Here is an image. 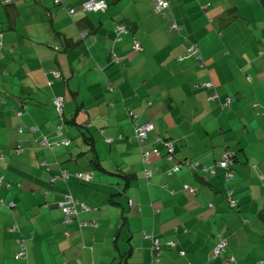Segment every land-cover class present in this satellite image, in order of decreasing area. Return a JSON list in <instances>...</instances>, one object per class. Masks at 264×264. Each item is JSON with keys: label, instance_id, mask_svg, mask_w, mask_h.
<instances>
[{"label": "crops", "instance_id": "1", "mask_svg": "<svg viewBox=\"0 0 264 264\" xmlns=\"http://www.w3.org/2000/svg\"><path fill=\"white\" fill-rule=\"evenodd\" d=\"M5 1L0 264H150L151 239L142 232L158 237L159 264H264V0H168L164 15L152 0H106L105 10L87 11L82 0ZM114 21L128 29L119 39ZM194 42L204 66L180 58ZM128 108L138 123L152 122L140 142L160 151L149 177ZM41 136L69 143L50 147ZM164 139L176 171H168L174 161L164 158ZM226 149L230 179L217 164ZM61 169L93 178L51 181ZM66 194L89 206L69 223ZM219 236L226 247L209 259ZM19 238L24 259L13 257Z\"/></svg>", "mask_w": 264, "mask_h": 264}, {"label": "built area", "instance_id": "2", "mask_svg": "<svg viewBox=\"0 0 264 264\" xmlns=\"http://www.w3.org/2000/svg\"><path fill=\"white\" fill-rule=\"evenodd\" d=\"M8 1V0H6ZM5 1V2H6ZM53 1L56 4H63L64 0H50ZM152 6L154 8V11L156 13H159L160 15H164L167 11H168V6H169V1L168 0H152ZM107 7V2L106 0H82L80 8L84 11L87 10H105ZM67 12L72 13V11H74V9L72 7H67L66 8ZM114 32L116 34V38L119 39L121 38V36L124 34V32H126L127 26L125 23L119 22V21H114ZM171 26L173 28H178L179 25L177 22H173L171 24ZM86 33V29H82L81 30V35H84ZM2 33H0V48L3 46V40H2ZM133 47L136 49H140L142 47L141 44H139V41L136 39L133 41ZM189 55H193L197 58L199 65L204 66V59L202 58V54H200V52L198 51V47L196 42L191 43L186 50L184 51L183 55L180 56V58H184V56H189ZM51 72L53 73V76H58L60 74V72L58 70H54L51 69ZM204 85L207 88H210L213 86V82L211 80H208L207 82H204ZM216 95L215 91H211L209 93V97H214ZM231 97H226L225 101L223 102L224 105L229 104V102ZM63 102H64V97L62 95H56L52 98V103L54 105V107L56 108L59 118L61 120H64L62 118V110H63ZM128 115L132 116L133 118V127H134V137L135 139L138 140V142H142L148 132L152 129V122L149 120H144L141 122H137L135 120V115L133 114L131 109H127ZM57 133H61V130H59V128L57 129ZM106 140L108 141H113L112 138L106 137ZM39 143H41L42 145H48V146H53L55 144L58 143H62V144H68L69 143V139L67 137H60L57 140L50 142L47 140V137L45 136H41L39 137ZM163 143L166 147V153L164 154V158L169 159L174 161L173 165L168 169L169 172L172 171H176L179 166L180 163L178 161H176L174 159V147H173V143L170 139H164ZM15 151H20L19 147H16ZM139 151H141V161L145 164L144 166V174L146 177H149L150 175H152L153 171L156 169V167L151 168L149 167L147 164L150 163L151 160V156L153 154L155 155H159L160 151L156 148L153 147L151 150H147L144 148V146L140 143L139 146ZM234 158H233V152H231L230 150H224L221 153V156L219 158V160L217 161V164L219 166H221L223 169H225V176L226 179H230L233 177V170H231L230 166L231 163L233 162ZM183 163L185 165H189V166H194L195 163H193L191 160H183ZM207 170H209L211 173L214 171L213 166L209 167ZM61 177L63 179H69L71 176L76 177L80 180H91L93 178L92 176V172L90 170H76V171H71L69 172L66 169H61L59 172V175L56 174H51L50 175V180L54 181L56 179V177ZM2 175L0 173V181L2 179ZM184 188L190 193H193L195 191V187L191 184H184ZM229 194V201L232 205L235 204V199L231 197L230 192H228ZM12 203V202H11ZM211 205V204H210ZM78 207H80L81 209H86L89 208V206L85 203L82 202L76 198H74L73 196H71L70 194H66L64 199L61 202V209H62V213H63V222L64 223H69L72 221L73 217L77 216L78 214ZM65 233H67V230H65ZM143 236L149 237L151 239V263L150 264H159L158 261L160 259V244H159V239L158 237H154L152 234L150 233H145L142 232ZM215 245L213 246V248H211V250L208 252V258H215L217 255L222 254V251L225 249L227 241H225L224 237L219 236L217 238V240L215 241ZM167 244L170 245H174L175 241L174 240H168L166 242ZM16 244L18 245L17 250L14 252L13 257L15 258H19V259H24L25 256V245H24V241L23 239H17ZM181 254L184 253L183 249H180ZM232 259V257H231ZM37 264V263H35ZM41 264V263H39ZM95 264V263H93ZM205 264H209L208 262H206Z\"/></svg>", "mask_w": 264, "mask_h": 264}, {"label": "trees", "instance_id": "3", "mask_svg": "<svg viewBox=\"0 0 264 264\" xmlns=\"http://www.w3.org/2000/svg\"><path fill=\"white\" fill-rule=\"evenodd\" d=\"M79 8H80V7H79ZM152 8H153V6H152ZM84 29H85V28H84ZM0 33H2V32L0 31ZM2 35H3V33H2ZM2 40H3V36H2ZM2 44H3V43H2ZM1 48H2V47H1ZM1 48H0V49H1Z\"/></svg>", "mask_w": 264, "mask_h": 264}]
</instances>
